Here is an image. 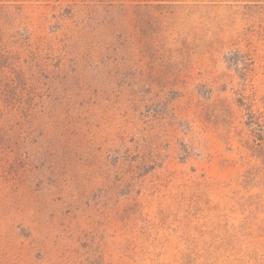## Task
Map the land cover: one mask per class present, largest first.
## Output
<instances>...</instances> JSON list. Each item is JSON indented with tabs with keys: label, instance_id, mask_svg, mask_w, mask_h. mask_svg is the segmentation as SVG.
I'll use <instances>...</instances> for the list:
<instances>
[{
	"label": "rangeland",
	"instance_id": "1",
	"mask_svg": "<svg viewBox=\"0 0 264 264\" xmlns=\"http://www.w3.org/2000/svg\"><path fill=\"white\" fill-rule=\"evenodd\" d=\"M0 264H264V0H0Z\"/></svg>",
	"mask_w": 264,
	"mask_h": 264
}]
</instances>
